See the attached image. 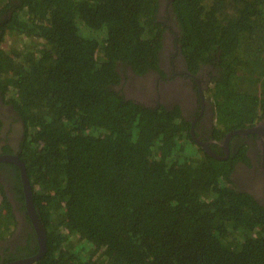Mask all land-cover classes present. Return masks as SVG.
I'll use <instances>...</instances> for the list:
<instances>
[{
  "label": "trees",
  "instance_id": "trees-1",
  "mask_svg": "<svg viewBox=\"0 0 264 264\" xmlns=\"http://www.w3.org/2000/svg\"><path fill=\"white\" fill-rule=\"evenodd\" d=\"M159 4L0 0V96L23 121L17 155L47 234L34 264H264V208L230 179L232 155L204 152L178 109L117 89L127 68L158 70L168 29ZM168 8L191 71L216 68L215 127L264 119V0ZM16 223L0 183V238Z\"/></svg>",
  "mask_w": 264,
  "mask_h": 264
},
{
  "label": "flooded vegetation",
  "instance_id": "flooded-vegetation-1",
  "mask_svg": "<svg viewBox=\"0 0 264 264\" xmlns=\"http://www.w3.org/2000/svg\"><path fill=\"white\" fill-rule=\"evenodd\" d=\"M160 2L167 4L165 0ZM167 6L166 11L162 10L160 14L167 17V20L163 21L166 22L168 29L165 32L166 38L163 41L158 70L152 69L142 76H137L127 68L124 73L120 72L121 82L117 89L122 90L126 100L150 109H156L160 105L168 111L178 109L186 127L188 126L192 140L202 150L208 149L212 155L205 150L204 152L217 160H226L232 155L234 162L231 166L230 179L239 190L252 195L264 208V161L262 148L259 147V142L264 140V119L249 126L263 127L262 132L256 134L236 133L249 128L243 127L240 123L222 131L215 127L212 102L207 92L212 77L217 74L216 68L211 64H201L195 71H191L182 55L177 40L178 30L172 24L170 9ZM4 17L6 15L1 16L0 20ZM214 131L219 133L216 134ZM23 133L24 126L20 115L13 105L0 96V156H16ZM242 148L245 149L244 159L237 157ZM15 177V171L9 166V162L0 161V183L4 187L17 221L12 233L0 238V264L30 259L39 251L25 201L24 211L20 209L21 203L15 198L16 193L13 190ZM19 179L22 189L20 171ZM22 193L24 197L23 190ZM37 260L29 264H34Z\"/></svg>",
  "mask_w": 264,
  "mask_h": 264
},
{
  "label": "water",
  "instance_id": "water-1",
  "mask_svg": "<svg viewBox=\"0 0 264 264\" xmlns=\"http://www.w3.org/2000/svg\"><path fill=\"white\" fill-rule=\"evenodd\" d=\"M167 1V0H165ZM169 1H167L166 3H162L160 2V6H159V15L161 14V11L165 10L166 5L169 4ZM168 7V6H167ZM162 12V13H163ZM161 17H163V15H160ZM262 126H255V127H249L247 129L242 130L241 132H236L239 134H256V133H261L262 132ZM262 136V134H261ZM262 141V140H261ZM259 142V147L262 148V152H263V161H264V140L262 142ZM207 153H209L210 155H212V153L210 151H208V149L203 148ZM0 161H6L12 164H15L19 171H20V176H21V182H22V190L24 192V201H25V208L29 217V220L31 222V225L34 229L35 235L37 237V241H38V245H39V251L37 253V255L33 258L30 259H25V260H19L15 263H10V264H29L31 262H33V260H37L38 258H40L46 249V239H47V234H46V230L44 228L43 223L40 220V217L37 214L36 208L33 204V199H32V190H31V185L27 176V172H26V168H25V164L19 159V157L16 156H12V155H5V156H0ZM264 164V163H263Z\"/></svg>",
  "mask_w": 264,
  "mask_h": 264
},
{
  "label": "rangeland",
  "instance_id": "rangeland-1",
  "mask_svg": "<svg viewBox=\"0 0 264 264\" xmlns=\"http://www.w3.org/2000/svg\"><path fill=\"white\" fill-rule=\"evenodd\" d=\"M4 42L0 45V49H6V48H8V46H9V36L7 35V36H5L4 37Z\"/></svg>",
  "mask_w": 264,
  "mask_h": 264
}]
</instances>
